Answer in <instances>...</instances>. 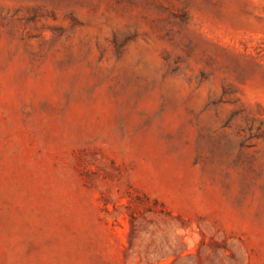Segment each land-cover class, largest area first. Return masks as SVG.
Returning <instances> with one entry per match:
<instances>
[{
    "label": "rangeland",
    "instance_id": "374dc122",
    "mask_svg": "<svg viewBox=\"0 0 264 264\" xmlns=\"http://www.w3.org/2000/svg\"><path fill=\"white\" fill-rule=\"evenodd\" d=\"M0 264H264V0H0Z\"/></svg>",
    "mask_w": 264,
    "mask_h": 264
}]
</instances>
